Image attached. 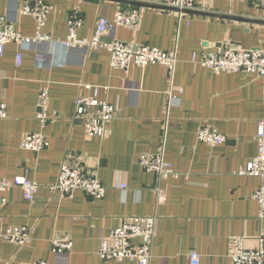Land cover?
I'll return each mask as SVG.
<instances>
[{"label":"crops","instance_id":"1","mask_svg":"<svg viewBox=\"0 0 264 264\" xmlns=\"http://www.w3.org/2000/svg\"><path fill=\"white\" fill-rule=\"evenodd\" d=\"M154 1L44 0L51 12L42 32L52 41L5 46L0 56V102L6 107V118L0 120V180L27 176L39 189L32 203L19 188L0 192V234L15 227L31 232L23 247L0 241V264H127L101 262L97 255L100 241L122 218H157L150 264H187L192 250L200 264H231L233 238L264 234L252 198L259 180L240 174L257 154L264 77L242 72L213 76L198 63L225 42L264 50L261 0H194L207 11L182 16L158 10ZM22 3L0 0V19L33 39L35 23L19 14ZM119 9H137L138 24L112 29L108 40L176 51L172 98L166 94L169 80L162 66L113 70L105 50L68 51L60 45L70 18L82 21L76 35L85 40L99 18L112 21ZM44 88L51 118L42 127L35 113ZM80 96H95L114 107L103 138H88L75 118ZM202 125L225 136V143L209 147L198 142ZM39 133L48 142L43 151L20 148L24 136ZM161 152L175 177L159 179L139 165L142 155ZM68 154L105 188L102 199L79 191L63 197L51 190ZM119 184L126 190H119ZM155 188L162 199L157 200ZM56 235L70 236L69 254L52 252Z\"/></svg>","mask_w":264,"mask_h":264},{"label":"built area","instance_id":"2","mask_svg":"<svg viewBox=\"0 0 264 264\" xmlns=\"http://www.w3.org/2000/svg\"><path fill=\"white\" fill-rule=\"evenodd\" d=\"M244 1V0H242ZM250 1V0H248ZM153 6L158 10H176L182 16L184 12H206L205 8L196 6L194 0H155ZM264 9V0L258 4ZM51 7L44 0H23L19 14L29 16L35 23L36 35L33 39L22 37L7 19H0V56L4 48L11 42L29 44L31 42H51L52 38L43 34ZM139 21L137 9H119L112 21L102 17L96 22L95 29L90 38L80 40L76 31L81 28L82 21L72 17L67 21L68 36L60 42L62 48L71 50L75 48H88L92 52L105 50L109 54V64L113 70H128L130 67L144 68L150 65L162 66L167 71L169 88L167 96L172 98V79L177 63L175 50L160 51L143 45L121 42L115 39L108 40L106 34L115 28H136ZM22 56H16V64L20 65ZM199 66L206 69L213 76L221 73H249L258 78L264 77V50L239 49L229 42L221 44L214 52L207 54L199 62ZM84 89H90L85 86ZM49 95L47 89L41 90L37 99L35 119L42 127L50 121L48 111ZM115 117L113 106L99 101L95 96H80L75 102V118L83 124L88 138H103L107 133L108 124ZM6 118V107L0 102V120ZM257 154L250 160L245 170L240 174L258 178L259 186L252 198L258 206L257 218L264 221V124L259 122L257 133ZM197 141L209 147L219 146L225 143L226 138L207 125H202L197 133ZM48 145L45 137L39 134H28L20 142V148L35 154L43 151ZM139 165L147 172L154 174L159 179L175 177L172 166L165 162L163 154L142 155ZM10 188H19L26 202L32 203L38 193V185L29 180L27 176H18L12 181L0 180V192ZM117 188L126 190L124 184ZM51 190L63 197H71L75 192H82L92 199H102L105 188L93 176L86 175L79 161L68 154L61 164L56 184ZM158 199L163 194L159 188H155ZM158 220L154 216L122 218L116 228L112 229L108 236L100 241L98 257L101 262L115 261L127 264H150L153 242L157 234ZM30 230L26 227L9 228L0 234V241L23 247L30 241ZM230 261L231 264H264V234L256 237H235L231 240ZM72 249V240L69 235H56L52 240V252L67 255ZM35 264H46L37 262ZM187 264H200L199 254L192 250L187 254Z\"/></svg>","mask_w":264,"mask_h":264},{"label":"water","instance_id":"3","mask_svg":"<svg viewBox=\"0 0 264 264\" xmlns=\"http://www.w3.org/2000/svg\"><path fill=\"white\" fill-rule=\"evenodd\" d=\"M155 8H157V7H155ZM158 9V8H157ZM167 11H169V12H176L177 13V11L176 10H171V9H169V10H167ZM183 14H195L194 12H190V11H188V12H184Z\"/></svg>","mask_w":264,"mask_h":264}]
</instances>
